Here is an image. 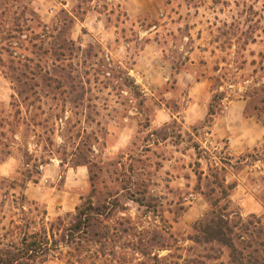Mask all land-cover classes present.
<instances>
[{"label": "rangeland", "instance_id": "374dc122", "mask_svg": "<svg viewBox=\"0 0 264 264\" xmlns=\"http://www.w3.org/2000/svg\"><path fill=\"white\" fill-rule=\"evenodd\" d=\"M0 59V247L48 242L27 264H229L192 240L223 180L264 224V0H0Z\"/></svg>", "mask_w": 264, "mask_h": 264}, {"label": "trees", "instance_id": "16d2710c", "mask_svg": "<svg viewBox=\"0 0 264 264\" xmlns=\"http://www.w3.org/2000/svg\"><path fill=\"white\" fill-rule=\"evenodd\" d=\"M2 62V59H0ZM134 87H137L133 84ZM264 88V86H262ZM24 91L18 92L23 96ZM225 98L224 92H216L212 96L208 116L216 115L218 103ZM26 99V97L24 98ZM220 196H210V211L194 225L192 240L201 245H217L228 250L229 264H264V224L260 217L251 215L243 218L240 214L228 212L230 202L222 204L229 196L232 184L225 180L219 182ZM91 201L76 207L74 224L68 228L67 236L70 242L76 241V235L85 231L91 225V220L97 214ZM53 234V233H52ZM44 242L25 233L19 245L0 247V264L34 263L43 249L48 247ZM220 257V256H217Z\"/></svg>", "mask_w": 264, "mask_h": 264}]
</instances>
